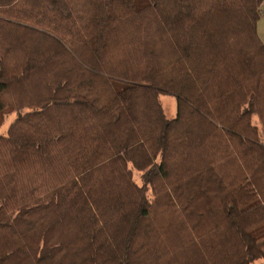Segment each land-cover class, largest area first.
I'll return each instance as SVG.
<instances>
[{
  "label": "trees",
  "instance_id": "16d2710c",
  "mask_svg": "<svg viewBox=\"0 0 264 264\" xmlns=\"http://www.w3.org/2000/svg\"><path fill=\"white\" fill-rule=\"evenodd\" d=\"M262 1L0 0V264L264 261Z\"/></svg>",
  "mask_w": 264,
  "mask_h": 264
},
{
  "label": "rangeland",
  "instance_id": "374dc122",
  "mask_svg": "<svg viewBox=\"0 0 264 264\" xmlns=\"http://www.w3.org/2000/svg\"><path fill=\"white\" fill-rule=\"evenodd\" d=\"M159 101L162 105V108L164 110L165 115L168 118H172L176 115V99L175 96L172 94H159L158 96ZM14 117L13 113L7 114L5 116L4 122L0 128V133H4L6 131V128L8 126V123L12 120ZM252 264H264V261L261 259L255 260Z\"/></svg>",
  "mask_w": 264,
  "mask_h": 264
},
{
  "label": "crops",
  "instance_id": "0c3cea01",
  "mask_svg": "<svg viewBox=\"0 0 264 264\" xmlns=\"http://www.w3.org/2000/svg\"><path fill=\"white\" fill-rule=\"evenodd\" d=\"M261 16L257 22V32L262 41H264V1H262L261 5Z\"/></svg>",
  "mask_w": 264,
  "mask_h": 264
}]
</instances>
